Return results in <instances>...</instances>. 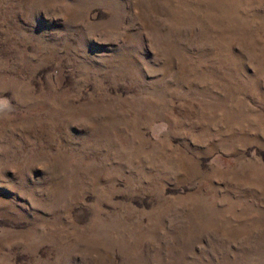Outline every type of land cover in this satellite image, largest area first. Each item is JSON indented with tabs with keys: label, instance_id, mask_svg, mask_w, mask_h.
Here are the masks:
<instances>
[{
	"label": "rangeland",
	"instance_id": "374dc122",
	"mask_svg": "<svg viewBox=\"0 0 264 264\" xmlns=\"http://www.w3.org/2000/svg\"><path fill=\"white\" fill-rule=\"evenodd\" d=\"M0 264H264V0H0Z\"/></svg>",
	"mask_w": 264,
	"mask_h": 264
}]
</instances>
